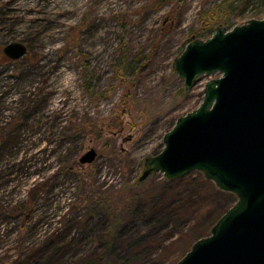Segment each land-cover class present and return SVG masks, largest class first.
<instances>
[{"label":"rangeland","instance_id":"obj_1","mask_svg":"<svg viewBox=\"0 0 264 264\" xmlns=\"http://www.w3.org/2000/svg\"><path fill=\"white\" fill-rule=\"evenodd\" d=\"M252 18H264V0H0V264H80L95 253L90 206L142 189L161 203L180 187L194 195L189 208L176 200L185 235L167 233L148 263L176 264L237 196L201 184L200 171L175 184L159 172L140 180L164 135L222 76L202 74L187 91L174 59L193 38ZM11 42L28 52L12 60ZM92 148L96 159L81 163Z\"/></svg>","mask_w":264,"mask_h":264},{"label":"water","instance_id":"obj_2","mask_svg":"<svg viewBox=\"0 0 264 264\" xmlns=\"http://www.w3.org/2000/svg\"><path fill=\"white\" fill-rule=\"evenodd\" d=\"M27 52L22 42L4 47L12 60ZM173 66L187 91L202 74L222 76L206 83L200 105L164 135V149L146 158L140 180L159 172L174 181L200 171L237 196L176 264H264V18L193 38ZM97 155L92 148L80 162Z\"/></svg>","mask_w":264,"mask_h":264},{"label":"trees","instance_id":"obj_3","mask_svg":"<svg viewBox=\"0 0 264 264\" xmlns=\"http://www.w3.org/2000/svg\"><path fill=\"white\" fill-rule=\"evenodd\" d=\"M246 1L250 2L251 0ZM185 179V177L174 181L165 179V183L175 184ZM198 180L201 184H206L207 187L213 182L206 179L202 174ZM139 183L141 181L133 183L132 187L137 186ZM149 193V191H143V189L136 190L127 194V200L124 202L111 203V201L104 200L90 206L88 219L92 218L93 222L95 221L94 224L92 222L91 226L96 228L89 231L88 234L94 237L95 253L91 258L85 256L80 264L125 263V261H120L119 258L114 256L118 251L116 246L119 244H122L123 250H126L129 256L133 258L130 260L132 264H148L154 261L156 257L154 253L158 255L159 251L165 250L167 233L185 235V228L182 226L184 223L178 220V216L181 214H178L180 209L176 204V200L181 198L184 201L183 204L189 208L193 204L194 195L190 194L192 196L186 195L182 198L183 191L180 187H175L173 199L169 198V200L160 203L157 201L156 195ZM219 218L220 216L209 218L206 225L197 230L199 235L193 238L192 243L205 235V232L211 231L212 226ZM85 222L82 224L83 229L80 231L87 232L88 226L85 225ZM139 223L142 225L143 230H138ZM145 225L148 226L147 229H144ZM79 235L77 241L82 246L86 241L83 239L81 232H79Z\"/></svg>","mask_w":264,"mask_h":264}]
</instances>
